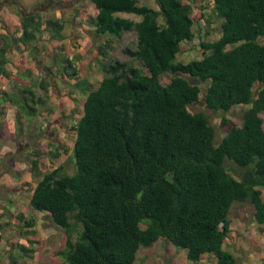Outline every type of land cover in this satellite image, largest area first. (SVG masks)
I'll use <instances>...</instances> for the list:
<instances>
[{
  "label": "trees",
  "instance_id": "obj_1",
  "mask_svg": "<svg viewBox=\"0 0 264 264\" xmlns=\"http://www.w3.org/2000/svg\"><path fill=\"white\" fill-rule=\"evenodd\" d=\"M88 1L91 13L74 11L83 14L99 40L95 51L104 75L91 87L78 77L73 59L59 57L56 69L60 81L73 79L71 86L83 96L80 115L70 126L72 171L60 165L43 171L13 224L22 222L25 233L34 234L32 213L46 214L62 228L63 242L54 253L65 264H132L139 248L159 238L183 250L190 262L210 254L215 264H235L223 247L232 203L249 204L254 222L264 223V118L259 116L264 114V0L198 5L153 0L155 8L140 0ZM197 6L200 14L194 17ZM200 18L217 20L218 36L199 41V57L177 60L180 44L193 38L192 26ZM61 29V20H41L34 13L20 15L12 27L0 19V129L5 103L30 117L35 104H43L51 69L35 61L46 77L26 80L32 69L21 65L24 46H32L41 30L59 40ZM126 30H134L136 40L123 52L140 66L102 62L109 37ZM12 50L19 64L13 65ZM48 58L56 68V55ZM163 75L167 79L160 83ZM185 76L203 83V89ZM5 82L13 90L5 91ZM32 89L39 92L35 99ZM198 101L220 112L241 106L240 125L215 140L207 116L188 109ZM226 121L222 116L221 124ZM34 157L29 161L33 176ZM14 249L6 264H23L22 255L28 257L31 249L23 241Z\"/></svg>",
  "mask_w": 264,
  "mask_h": 264
},
{
  "label": "rangeland",
  "instance_id": "obj_2",
  "mask_svg": "<svg viewBox=\"0 0 264 264\" xmlns=\"http://www.w3.org/2000/svg\"><path fill=\"white\" fill-rule=\"evenodd\" d=\"M195 4H203L206 0H194ZM139 4L156 7L153 0H140ZM210 5L208 6V8ZM74 9H85L91 13L92 7L88 0H0V19H4L8 26H13L19 21L20 15L34 13L41 20L47 18L62 21L60 31L62 38L52 39L49 31L37 33V40L31 46H24V67L32 69L31 75L26 80L33 81L32 77L43 75L40 69L34 66L35 61L49 65L51 74L46 77L50 83L46 92L42 94L43 104H35L36 113L33 116L22 115L18 109L10 104H4L2 118L3 126L0 129V223L6 224L0 229L2 235L0 241V264H6V257L15 251L14 243L23 241L31 250L28 257L22 255L23 264H65L54 252L61 247L63 242L62 228L55 225L44 213H32L34 219V234H26L27 230L23 223L15 227L14 216L17 211L24 208L30 195V190L39 175L45 171L60 165L64 172L72 171L71 144L73 135L70 126L76 122L81 112L82 94L71 86L73 79L61 82L57 73L59 57L73 59L78 77L85 78L91 87H94L104 75L99 69L95 48L99 44L92 37V26L80 12ZM208 11V10H207ZM198 6L193 9V16L199 17ZM123 17L138 20L132 14L121 13ZM193 38L180 44V51L176 59L185 62L191 58L199 57L201 49L199 41L202 39L212 40L218 36L217 20L210 19L207 23L205 18L197 20L193 26ZM205 31L207 34H204ZM111 46L107 57L102 62L118 60L140 66L138 61L130 59L124 52V48L133 49L135 46L134 30L122 31L117 37H109ZM30 49V50H29ZM53 53V60L57 67H51L49 54ZM12 62L16 65V54L12 50ZM55 66V65H54ZM14 71V67H10ZM189 80L203 89V83L188 76ZM166 75L160 76V83H164ZM5 91L13 90L10 83L2 85ZM15 91H18L14 87ZM33 90L32 98L38 95V90ZM241 106H234L228 112L212 111L205 109L200 101L188 106L191 112L202 111L208 118L210 125L215 131V140H218L230 126L240 125ZM227 121L221 124V117ZM263 119L264 114L259 113ZM56 147H60L57 148ZM37 152V154H33ZM57 152V156H51ZM37 159L36 175L30 171L31 159ZM264 198V193H262ZM8 209V211H7ZM31 215V214H30ZM230 233L223 242V247L230 250L236 257V264H243L245 256L240 248L246 241H253L255 246L251 248V259L244 264H258L256 250L264 251V223L256 224L252 218V208L244 202H233L229 209ZM14 225V227L12 226ZM31 240L32 242H27ZM258 247H260L259 250ZM132 264H215L213 256L204 254L197 262L186 260L183 250L174 248L164 239H157L149 247L139 248Z\"/></svg>",
  "mask_w": 264,
  "mask_h": 264
},
{
  "label": "crops",
  "instance_id": "obj_3",
  "mask_svg": "<svg viewBox=\"0 0 264 264\" xmlns=\"http://www.w3.org/2000/svg\"><path fill=\"white\" fill-rule=\"evenodd\" d=\"M261 198H262V200L264 201V198H263V195L261 194ZM230 233V232H229ZM228 233V234H229ZM227 238V237H226ZM225 238V239H226ZM224 242V241H223ZM254 244V242L253 241H250V240H248V241H246L245 243H243L242 245L243 246H241L240 248L242 249V252H243V254H244V256H245V262L244 263H247V261L249 260V259H251L253 256L251 255V248L253 247V246H255V245H253ZM255 248L257 249V246H255ZM260 247H258V249H259ZM259 250H261V249H259ZM230 251V250H229ZM232 253V252H231ZM233 254V253H232ZM234 255V254H233ZM256 257L259 259L258 261V264H264V251H260V252H258L257 250H256ZM235 256V255H234ZM236 258V257H235ZM243 263V264H244ZM236 264V263H235Z\"/></svg>",
  "mask_w": 264,
  "mask_h": 264
}]
</instances>
